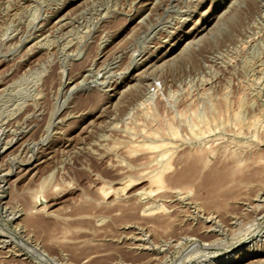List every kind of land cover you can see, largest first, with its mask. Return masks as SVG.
<instances>
[{
    "label": "rangeland",
    "instance_id": "374dc122",
    "mask_svg": "<svg viewBox=\"0 0 264 264\" xmlns=\"http://www.w3.org/2000/svg\"><path fill=\"white\" fill-rule=\"evenodd\" d=\"M263 162L264 0H0V264H264Z\"/></svg>",
    "mask_w": 264,
    "mask_h": 264
},
{
    "label": "bare ground",
    "instance_id": "6f19581e",
    "mask_svg": "<svg viewBox=\"0 0 264 264\" xmlns=\"http://www.w3.org/2000/svg\"><path fill=\"white\" fill-rule=\"evenodd\" d=\"M219 112V111H218ZM191 113H193V112H191ZM224 113V112H223ZM182 114V113H181ZM187 114V113H186ZM189 114V113H188ZM196 115L198 116V114L196 113ZM184 116V115H183ZM194 116V115H193ZM201 117V116H200ZM222 117V116H221ZM214 118V117H213ZM212 118V119H213ZM196 119H199V117H197ZM206 119H207V117H206ZM206 119H205V121H206ZM210 119V118H209ZM192 121V120H191ZM198 121H200V120H198ZM204 121V122H205ZM213 121V120H212ZM183 122V121H182ZM204 122H201V123H203V125L202 124H200L201 126H205V124H204ZM206 122H208V121H206ZM214 122V121H213ZM215 122H217V121H215ZM189 123V122H188ZM187 123V124H188ZM210 123V122H209ZM198 124V123H197ZM192 125V124H191ZM210 125V124H209ZM209 125L207 124L206 126H205V129H206V132H207V129L209 128ZM192 126H194V125H192ZM196 126V125H195ZM200 126V127H201ZM165 127V126H164ZM211 127H212V123H211ZM167 128V127H166ZM171 128H173L171 131H170V133H166L165 131V129H164V132H165V134H171L170 136L171 137H174V138H177L178 137V135H180L179 133V131L177 132V130H175L176 128H174V127H171ZM190 128H193V127H190ZM197 128V127H196ZM199 128V127H198ZM204 128V127H203ZM203 128H202V130H199L200 131V136H202L203 137V135H201L202 133H201V131H204L203 130ZM169 130H170V127L168 128ZM201 129V128H200ZM217 129V128H216ZM219 129V128H218ZM168 130V131H169ZM193 130H195V128H193ZM212 129H210V131H211ZM215 130V129H214ZM206 132H204V133H206ZM154 133H156L155 131H154ZM159 133V132H158ZM208 133V132H207ZM210 133V132H209ZM157 134V133H156ZM155 134V135H156ZM195 134V133H194ZM197 134V133H196ZM155 135H153L152 134V137L153 136H155ZM158 136H160V135H162V134H157ZM164 135V134H163ZM204 135H206V134H204ZM144 136H145V134H144ZM158 136H155L156 138L158 137ZM167 136V135H166ZM191 136V135H190ZM194 136V135H193ZM210 136V135H209ZM146 137V136H145ZM183 137V136H182ZM181 137V138H182ZM194 137H197V135L196 136H194ZM206 137V136H205ZM156 138H153L154 140L156 139ZM160 138V137H159ZM162 138V137H161ZM160 138V139H161ZM180 138V137H179ZM158 139V138H157ZM196 139V138H195ZM136 140V139H135ZM256 140V139H255ZM159 141H163V140H159ZM191 142V141H190ZM216 142V141H215ZM157 143H158V141H156V145H157ZM164 143V144H163ZM175 143V142H174ZM174 143L172 144V145H174ZM177 143V142H176ZM175 143V144H176ZM155 144V143H154ZM210 144V143H209ZM212 144V143H211ZM216 144V143H215ZM214 144V145H215ZM134 145V144H133ZM141 145V144H140ZM155 145V147L156 148H159V149H162L163 151H161L162 152V154L160 155L161 157H162V155H171V154H168L169 152L168 151H170L172 148H170L169 146H170V144L169 145H167V143H165V142H162L161 143V145L159 146V144H158V147ZM171 145V146H172ZM178 145V144H177ZM204 145V144H203ZM138 146V145H137ZM136 146V147H137ZM143 146V145H142ZM149 146V147H148ZM151 146V147H150ZM153 145H145V149L147 150V148L149 149V151H157V150H159V149H157L156 150V148H154V147H152ZM175 146V145H174ZM210 146V145H209ZM230 146V145H229ZM239 146V145H238ZM144 147V146H143ZM196 147V146H195ZM199 147V146H198ZM197 147V148H198ZM225 147V146H224ZM132 148V147H131ZM133 149V148H132ZM135 149H137V148H135ZM228 149V148H227ZM244 149V148H243ZM249 149V148H248ZM141 150H143V149H141ZM206 150V149H205ZM204 150V152L203 151H199L198 152V154H195V155H188V159H187V163H188V165H187V169L185 170V171H183L184 173H182L181 175H179L178 177H174V178H172V177H170V178H172V180L173 181H177V184H178V182L179 181H182V182H180V185H181V183H184L185 184V186L184 185H182V187H180L179 189H174V191H169V193L170 192H172V193H170L171 195L173 194L175 197H184V196H188L189 195V193H190V187L189 186H191L192 184H195V185H198V184H196V182H198V180H199V172H200V170H201V168H204V166H206L207 164H208V162H207V160H206V151ZM210 150V149H209ZM208 149H207V151H209ZM139 151H140V149H139ZM172 151V150H171ZM175 151V150H174ZM220 151V150H219ZM224 151V150H223ZM236 151V150H235ZM239 151V150H238ZM245 151V150H244ZM134 152V151H133ZM144 152V151H143ZM168 152V153H167ZM181 152H183V151H181ZM210 152H212V150L210 151ZM210 152H208V153H210ZM226 152V151H225ZM230 152V151H229ZM237 152V151H236ZM153 153V152H152ZM159 153V152H158ZM157 153V154H158ZM172 153V152H171ZM194 153V152H193ZM206 153V154H205ZM186 154V153H185ZM189 154V153H188ZM213 154V153H212ZM229 154V153H228ZM232 152H231V155H230V157L232 156ZM234 154H235V152H234ZM240 154V153H239ZM153 155V154H152ZM220 155V154H219ZM236 155V154H235ZM235 155H233L232 157V160H233V166H231V168H223V169H212L213 171L211 172V174H209V180H210V178H211V181H212V183H210V186H211V188H210V186H209V188H210V195H216V194H219L221 191H223V192H225V190L227 189L226 187H223V185L226 183V181L227 180H229V181H231L230 179L232 178H234L236 175L238 176L239 175V177H240V175H241V173H243V172H245L244 171V169H246V167L243 165V164H245V163H242L240 160H239V157L238 158H236L237 156H235ZM187 156V155H186ZM222 156V155H221ZM221 156L219 157L220 159H221ZM229 156V155H228ZM239 156V155H238ZM152 157V156H151ZM156 157V156H155ZM160 157V158H161ZM167 157V156H166ZM166 157H163V158H161V159H164L163 161H162V167H161V169L160 170H158L157 172H151V173H149L148 172V174L145 176V177H147L148 179H149V181H150V185H151V189L149 190V191H147V192H145V193H142L141 194V196L142 197H144V198H147V199H153V196H154V192H159V191H164L165 189H166V191L167 190H169V189H167V187L169 186H167L166 184V173H167V171H170L169 169L171 168L170 166H171V164H172V162H171V164H170V159H168V160H166ZM171 157V156H170ZM206 157V158H205ZM258 158V157H257ZM153 159V158H152ZM172 159V158H171ZM255 159V158H254ZM261 159V158H260ZM180 160V159H179ZM222 160V159H221ZM259 160V159H258ZM174 161V160H173ZM185 161V160H184ZM223 161H225V160H223ZM254 161V160H253ZM29 162H31V161H29ZM148 162H150V161H148ZM158 162V161H157ZM252 162V161H251ZM262 162V161H261ZM161 163V162H160ZM223 163V162H222ZM226 163V162H225ZM264 163V162H263ZM151 164H152V162H151ZM155 164V163H154ZM158 164V163H157ZM161 165V164H160ZM159 165V166H160ZM218 165V164H217ZM221 165V164H220ZM226 165V164H225ZM228 165V164H227ZM254 165V164H253ZM179 166V165H178ZM224 166V165H223ZM257 166V165H256ZM184 167V166H183ZM218 167V166H217ZM252 167V166H251ZM211 168V167H210ZM216 168V167H215ZM264 168V167H263ZM150 169H153V168H150ZM172 169H174V168H172ZM171 169V170H172ZM176 169V168H175ZM209 169V168H208ZM143 170V169H142ZM250 170V169H249ZM28 171V170H27ZM151 171V170H150ZM173 171V170H172ZM171 171V172H172ZM202 171V170H201ZM145 172V171H144ZM247 172H248V170H247ZM35 173V172H34ZM147 173V172H146ZM249 173V172H248ZM253 173V172H252ZM144 174V173H143ZM169 174V173H168ZM207 174V173H206ZM256 174V173H255ZM245 175V174H244ZM171 176V175H170ZM174 176H176V175H174ZM235 177L236 179L238 178V177ZM144 177V178H145ZM246 177V176H245ZM244 177V178H245ZM203 178V177H202ZM234 178V179H235ZM251 178V177H250ZM253 178V177H252ZM204 179V178H203ZM235 179V180H236ZM239 179V178H238ZM237 179V180H238ZM139 180V179H138ZM145 180H147L146 178H145ZM237 180H236V182H237ZM242 180H243V177H242ZM244 180H247V179H244ZM263 180V179H262ZM199 181H201V180H199ZM234 181V180H233ZM254 181V180H253ZM134 182V181H133ZM242 182H245V181H242ZM168 183H169V181H168ZM209 183V182H208ZM228 183V182H227ZM233 183V182H232ZM132 184V183H131ZM200 184V183H199ZM231 184V183H230ZM229 184V185H230ZM237 184V183H236ZM134 185V184H133ZM175 185V184H174ZM229 185L227 186V187H229ZM167 186V187H166ZM178 186V185H177ZM202 186H204L203 185V183H202ZM201 186V187H202ZM206 186H208V185H206ZM225 186H226V184H225ZM242 186V185H241ZM172 187V186H171ZM170 187V188H171ZM198 187V186H197ZM196 187V188H197ZM200 187V186H199ZM200 187V188H201ZM205 187V186H204ZM234 187V186H233ZM175 188H176V185H175ZM225 189V190H222V189ZM230 188V187H229ZM228 188V189H229ZM232 188V187H231ZM231 188H230V190H231ZM246 188V187H245ZM249 188V187H248ZM171 189H173V187L171 188ZM170 189V190H171ZM235 189V188H234ZM203 190V189H202ZM207 190H208V188H207ZM101 191V190H100ZM99 191V192H100ZM102 191H103V194H110V192L108 193L107 191V189H102ZM110 191V190H109ZM162 191V192H163ZM114 192V191H113ZM207 192V191H206ZM230 193L231 191H226V193ZM232 192H233V190H232ZM231 192V193H232ZM164 193H165V191H164ZM164 193H162L163 195H165ZM159 194V193H158ZM169 194V195H170ZM209 194H207V195H209ZM221 194H222V192H221ZM101 195V194H100ZM105 195V196H106ZM117 195H120V193L118 194L117 193ZM162 195V196H163ZM168 195V194H167ZM191 195V194H190ZM233 195V194H232ZM231 195V197H233ZM161 196V195H160ZM161 196V197H162ZM166 196V195H165ZM220 196V195H219ZM227 196H228V194H227ZM230 196V195H229ZM169 197V196H168ZM207 197V196H206ZM218 197V196H217ZM223 197V196H222ZM159 198V197H158ZM193 198V197H192ZM162 199H165V198H162ZM161 199V200H162ZM167 199V198H166ZM175 199V198H174ZM191 199V198H190ZM205 199V198H204ZM223 199V198H222ZM227 199V198H226ZM238 199V198H237ZM35 200H37V198H35ZM201 200V199H200ZM199 200V201H200ZM210 200V199H209ZM208 200V201H209ZM217 200H218V198H217ZM219 200H221V199H219ZM145 201V200H144ZM195 201V200H194ZM211 201V200H210ZM209 201V202H210ZM223 201H225V200H223ZM235 201V200H234ZM37 202V201H36ZM151 202V201H150ZM232 202V201H231ZM96 203V202H95ZM197 203V202H196ZM206 203V202H205ZM214 203H215V201H214ZM222 203V202H221ZM154 204V203H153ZM164 204V203H163ZM206 204H208V203H206ZM224 204V203H223ZM222 204V205H223ZM231 204V203H230ZM208 205H210V204H208ZM216 205V204H215ZM226 205H228V204H226ZM153 206V205H152ZM201 206V205H200ZM205 206V205H204ZM218 206V205H217ZM230 206V205H229ZM162 207V206H161ZM166 207V206H165ZM209 207V206H208ZM215 207V206H214ZM225 207V206H224ZM41 208V207H40ZM154 208V207H153ZM151 206H150V208L148 207V208H146V209H144V211H143V213L145 212V213H147V215L148 214H154L153 212L155 211L154 209H153ZM256 208V207H255ZM218 209V208H217ZM222 209V208H221ZM224 209V208H223ZM159 210V209H158ZM163 210H164V208H163ZM166 210V209H165ZM160 211H162V209L160 210ZM156 212V211H155ZM158 212V211H157ZM156 212V213H157ZM211 212V211H210ZM34 213V212H33ZM37 213V212H36ZM42 213V212H41ZM155 213V214H156ZM160 213V212H159ZM164 213V212H163ZM208 213V212H207ZM221 213V212H220ZM224 213V212H223ZM35 214V213H34ZM150 214V215H151ZM166 214V213H165ZM165 214H164V216H165ZM169 214V213H168ZM212 214V213H211ZM142 215V214H141ZM159 215V214H158ZM153 216V215H152ZM154 216H156V215H154ZM153 216V217H154ZM38 217H39V215H38ZM162 217V216H161ZM30 218H32V217H30ZM40 218V217H39ZM58 219V218H57ZM152 219V218H151ZM150 219V220H151ZM208 219V218H207ZM165 221V220H164ZM163 221V222H164ZM170 221V220H169ZM32 223V222H31ZM34 223V222H33ZM38 223V222H37ZM59 224V223H58ZM151 224V223H150ZM167 224V223H166ZM67 225V224H66ZM65 225V226H66ZM72 225V224H71ZM169 226H170V224H168ZM154 226V225H153ZM157 226V225H156ZM160 226V225H159ZM162 226V225H161ZM161 226H160V228H161ZM164 226V225H163ZM249 226V225H248ZM59 227V226H58ZM74 227V226H73ZM166 227V226H165ZM168 227V226H167ZM37 228V227H36ZM157 228V227H156ZM71 229V228H70ZM165 230H167V228H165ZM251 230V229H250ZM60 231V230H59ZM63 231H64V228H63ZM259 231V230H258ZM35 232V231H34ZM52 232H54V231H52ZM255 232V234H253L252 236V240H250V238L249 239H242L241 241H240V245L237 247V249L235 250V252H237V251H241L244 247H246V246H248L251 242H253L255 239V237L256 236H258L259 234H262V233H264L263 232V230L261 231H259V233H257L256 234V231H254ZM72 233V232H71ZM66 234V233H65ZM38 235V234H37ZM47 235V234H46ZM60 235V234H59ZM69 235H70V233H69ZM75 235V234H74ZM247 235V234H246ZM5 236V235H4ZM68 236V235H67ZM260 236V235H259ZM51 237H53L52 236V233H51ZM48 239V238H47ZM54 239V238H53ZM258 239H260V237L258 238ZM262 239V238H261ZM50 240V239H49ZM52 240V239H51ZM54 241H55V239H54ZM54 241H53V243H54ZM261 241V240H260ZM50 242H52V241H50ZM59 242V241H58ZM258 242V241H257ZM38 244V243H37ZM59 244V243H58ZM31 248V247H30ZM30 248H27V250H31L32 251V249H30ZM38 251V250H37ZM36 251V252H37ZM56 251H58V250H56ZM53 252V251H52ZM59 252V251H58ZM39 254H41V253H39ZM46 254V253H45ZM6 255V254H5ZM38 255V254H37ZM92 255V254H91ZM58 257V256H57ZM56 257V258H57ZM234 257V256H233ZM228 258V257H227ZM55 259V258H54ZM53 260V259H52ZM230 261H233V258H231V259H229ZM238 260V259H237ZM56 262V261H55ZM61 263V262H60ZM27 264V263H26ZM31 264V263H30ZM59 264V263H58Z\"/></svg>",
    "mask_w": 264,
    "mask_h": 264
}]
</instances>
